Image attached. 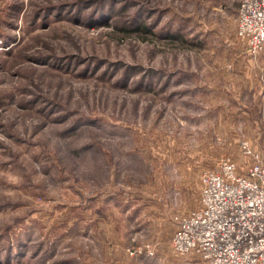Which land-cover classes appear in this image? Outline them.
<instances>
[{
  "label": "rangeland",
  "instance_id": "1",
  "mask_svg": "<svg viewBox=\"0 0 264 264\" xmlns=\"http://www.w3.org/2000/svg\"><path fill=\"white\" fill-rule=\"evenodd\" d=\"M238 8L0 0V264H207L170 245L203 173L264 160Z\"/></svg>",
  "mask_w": 264,
  "mask_h": 264
},
{
  "label": "built area",
  "instance_id": "2",
  "mask_svg": "<svg viewBox=\"0 0 264 264\" xmlns=\"http://www.w3.org/2000/svg\"><path fill=\"white\" fill-rule=\"evenodd\" d=\"M236 32L249 53L264 61V0H239ZM199 200L177 223L174 251L207 264H264V160L256 156L244 173L229 160L205 171Z\"/></svg>",
  "mask_w": 264,
  "mask_h": 264
},
{
  "label": "crops",
  "instance_id": "3",
  "mask_svg": "<svg viewBox=\"0 0 264 264\" xmlns=\"http://www.w3.org/2000/svg\"><path fill=\"white\" fill-rule=\"evenodd\" d=\"M263 63H264V61L262 60V58H259Z\"/></svg>",
  "mask_w": 264,
  "mask_h": 264
}]
</instances>
